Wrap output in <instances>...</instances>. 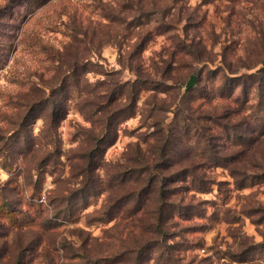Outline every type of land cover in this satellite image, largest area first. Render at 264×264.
Here are the masks:
<instances>
[{
	"label": "rangeland",
	"instance_id": "1",
	"mask_svg": "<svg viewBox=\"0 0 264 264\" xmlns=\"http://www.w3.org/2000/svg\"><path fill=\"white\" fill-rule=\"evenodd\" d=\"M0 264H264V0H0Z\"/></svg>",
	"mask_w": 264,
	"mask_h": 264
},
{
	"label": "trees",
	"instance_id": "2",
	"mask_svg": "<svg viewBox=\"0 0 264 264\" xmlns=\"http://www.w3.org/2000/svg\"><path fill=\"white\" fill-rule=\"evenodd\" d=\"M234 93H235V91H234V89H231L230 90V92L228 93V98H230L231 100H233V101H235V100H240V98H241V95L240 96H235L234 97ZM244 97L246 96V98H247V93L246 92H243V94H242Z\"/></svg>",
	"mask_w": 264,
	"mask_h": 264
},
{
	"label": "water",
	"instance_id": "3",
	"mask_svg": "<svg viewBox=\"0 0 264 264\" xmlns=\"http://www.w3.org/2000/svg\"><path fill=\"white\" fill-rule=\"evenodd\" d=\"M194 77L195 75H192L190 81L187 83L186 88L189 89L190 87H192L194 85Z\"/></svg>",
	"mask_w": 264,
	"mask_h": 264
}]
</instances>
